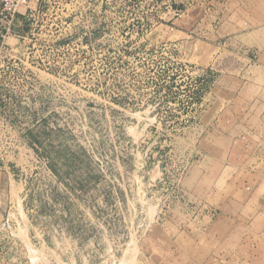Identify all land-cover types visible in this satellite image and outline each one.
<instances>
[{
	"label": "rangeland",
	"instance_id": "1",
	"mask_svg": "<svg viewBox=\"0 0 264 264\" xmlns=\"http://www.w3.org/2000/svg\"><path fill=\"white\" fill-rule=\"evenodd\" d=\"M30 6L0 46V264H264V0Z\"/></svg>",
	"mask_w": 264,
	"mask_h": 264
},
{
	"label": "built area",
	"instance_id": "2",
	"mask_svg": "<svg viewBox=\"0 0 264 264\" xmlns=\"http://www.w3.org/2000/svg\"><path fill=\"white\" fill-rule=\"evenodd\" d=\"M30 4L31 0H0V46L14 34L19 17L31 10Z\"/></svg>",
	"mask_w": 264,
	"mask_h": 264
}]
</instances>
